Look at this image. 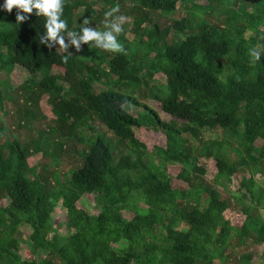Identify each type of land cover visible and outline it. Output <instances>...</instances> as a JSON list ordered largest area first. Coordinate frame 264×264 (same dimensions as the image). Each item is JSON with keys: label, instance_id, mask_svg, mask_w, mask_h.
Segmentation results:
<instances>
[{"label": "trees", "instance_id": "trees-1", "mask_svg": "<svg viewBox=\"0 0 264 264\" xmlns=\"http://www.w3.org/2000/svg\"><path fill=\"white\" fill-rule=\"evenodd\" d=\"M98 1L104 13L106 4L130 2L117 36L126 54L100 49L95 40L72 52L73 40L91 30L97 0H61L58 21L67 27L56 40L48 38L49 17L38 9L22 13L26 20L18 22V9L0 7V71L19 68L30 76L21 85L7 77L0 87V200H8L0 206V264H230L242 246L264 248V180L256 186L264 177V0ZM179 3L185 13L161 29L155 13L169 15ZM77 17L81 31L74 26ZM94 28L104 32L103 24ZM254 47L261 50L255 64L249 55ZM54 63L67 75L54 74ZM157 74L164 85L155 83ZM43 95L50 120L37 139L24 142V117L34 122L32 104ZM160 110L176 120L162 119ZM13 117L16 129L9 127ZM96 120L113 140L95 130ZM144 125L165 133L166 144L152 151L180 164V173L145 158L150 151L136 131ZM77 141L84 147L73 154L82 163L60 190L49 188L48 175L29 157L46 144L57 167L64 145ZM202 160L216 161L213 182ZM238 175L233 202L216 185ZM84 197L100 209L79 206ZM57 206L66 214L59 224ZM234 212L242 217L240 226ZM22 233L31 242L30 255L20 252Z\"/></svg>", "mask_w": 264, "mask_h": 264}, {"label": "rangeland", "instance_id": "rangeland-1", "mask_svg": "<svg viewBox=\"0 0 264 264\" xmlns=\"http://www.w3.org/2000/svg\"><path fill=\"white\" fill-rule=\"evenodd\" d=\"M96 1V0H95ZM199 2L202 3L201 0H199ZM103 3H101L100 1L97 0V3L94 6V13H93V18L91 19V21L93 23H91L93 25H91V30L93 31H97L94 27L95 24H99L100 28L102 27V24L104 25V32L105 31H111V25L113 23H118L117 17L119 15H124L127 17V12L129 11V8L131 6L130 2H124L123 6L121 8H119V14L118 12H113L111 15L106 16L104 12H102L104 10V7L102 6ZM111 8H113V5L110 4H106L105 5V11L108 12ZM101 12V14H100ZM184 7L182 4H178V7L176 9L175 12H171L169 15H160L159 12L155 13V16L160 28L163 29L166 26H172L175 22V20L180 19L181 15L184 14ZM100 14V15H99ZM99 15V16H98ZM118 15V16H117ZM204 15V14H203ZM97 22V23H94ZM100 22V23H99ZM130 23V22H129ZM127 24V22L125 23ZM130 25V24H129ZM74 26L76 27V29H78V31L83 30L82 29V22L79 21V17H77V21L74 22ZM131 27V25H130ZM129 29V28H128ZM114 34V33H113ZM175 33L171 32L167 38L168 40H171L174 37ZM129 38H133V34L129 33L128 34ZM146 36V35H145ZM247 36L249 38V40L251 42H255L256 41V37L255 35L251 34L250 32H247ZM77 42H79V47L81 44H84L86 46L87 49H89L91 47V45H93L92 40L88 41V42H84L82 40H76ZM72 52H77V48L76 45L72 42ZM133 48H136V46H133ZM52 72L54 74H58L60 77L61 76H65L67 75V70L66 68L58 63H54L53 67H52ZM7 77H11V81L14 85L17 84H23L27 81V79L30 77L29 73H27L25 70L23 71L22 69L16 68L13 70V72H11L10 74H7L5 71H0V87L3 85L5 79ZM159 85H164L165 81L163 79V77L160 74H157L155 76L154 79ZM60 83H64L65 88L68 87L67 82H64V80L62 78L59 79ZM154 82V81H152ZM98 83V82H97ZM96 83V87L99 86L100 88V84ZM140 91V90H138ZM71 94H68V96H70ZM26 94H24V103L26 102ZM48 95H43L41 97V99L38 101L37 104H32L33 110H35V120L32 123V121L28 122L26 116L24 117V132H23V137H24V142L28 141V138L30 137H34V139H37V132H39L43 127H45L46 125V120H50V110H51V105H50V101L48 100ZM19 100L20 103L23 102L22 98H18L16 97V100ZM150 105H152V102H148ZM30 104V103H29ZM153 106H155L153 104ZM10 110L12 111V113L16 112V107L12 106L10 108ZM132 113H137V109L136 108H131ZM2 112H0V120L3 119V116L1 115ZM160 117L166 121L169 120H176L174 117H171L170 115L162 112L161 110L159 111ZM180 124L183 125L181 120ZM10 129H16L17 128V124L15 122V119L13 117L11 123ZM35 128V129H34ZM95 130L98 131L99 133H103L106 132L105 134H107L109 136V138L111 140H113V136L112 134L107 130L106 125L103 124V122H101L100 120H96L95 122ZM137 131V135L138 137L143 140L146 145L148 150L150 151V153L148 154V156H146L145 158L148 159V161L151 164H154L155 162L157 163H162V168H166L167 171H169L171 174L173 175H177L178 173L181 172L182 170V166L178 163H170V162H164L160 159V156L157 155L154 151H152L155 146L161 145L164 146L166 144V135L163 131L160 130H156L153 127H147L146 125L144 126H140L136 128ZM85 132L87 133H91L88 130H86ZM205 135H208L209 132H204ZM218 134H213V136H217ZM62 140H58V142H61ZM63 141H65V139H63ZM264 141L260 140V144H263ZM84 147V146H83ZM82 147V149H83ZM65 150H67V152L63 155H61V158H56L58 160V162L60 163L59 166L55 167V159L54 156L52 155V153L54 152L53 148H49L46 144H42L41 150L42 152L40 153H35L29 157V164L30 165H39L40 169L42 172H45L46 175H48L49 180L51 182V184L49 185V188H56L57 190L61 189L63 185L67 184L68 179L71 177L72 174V169L76 168L77 166L80 165V163H82V159L79 155H75L73 154L75 149H81V144H78V141L76 143L72 142L69 145H64ZM31 149L33 150L34 147L31 146ZM81 149V150H82ZM49 151V152H48ZM51 151V152H50ZM152 151V152H151ZM202 163H207V168L209 169V174H208V181L209 182H213V178L216 174V172L218 171V167L216 164L215 160H211V161H207L205 162L204 160H202ZM56 170V171H54ZM242 177L241 176H236L234 181L230 184L227 185H223L222 183L217 184L216 186H218V189L221 191L223 197H229L232 199L233 202H235V191L241 181ZM264 180V177L262 176H258L257 177V185H259L260 183H262ZM178 184H182V185H186V182H183L181 180L176 179V185ZM79 206L84 207V208H95L96 210L100 209V206L96 203H94L93 201H91L90 198L84 197L82 198L79 202H78ZM8 205V200L5 197H2L0 200V206L1 207H5ZM142 210L146 211L147 210V205L142 204L141 205ZM128 216L132 217L134 214L131 213L130 211H126L125 212ZM264 214V211H263ZM233 215H235L233 217V223L235 225L240 226V224L242 223V217L240 216L239 212H234ZM66 214L63 210L62 207L57 206L56 210H55V219L54 222L59 224L60 222H62L63 220H65ZM237 217V218H236ZM23 229V228H22ZM61 232H66L65 227L61 228ZM20 252L21 254L24 256L25 254L30 255V244L31 242L28 240L27 237H23V233L20 236ZM263 251L264 248L261 245H257V244H253L250 243L247 246H242L238 249H236V251L234 252L231 260L229 261L230 264H260L262 262V257H263ZM247 255H249L247 257Z\"/></svg>", "mask_w": 264, "mask_h": 264}, {"label": "clouds", "instance_id": "clouds-1", "mask_svg": "<svg viewBox=\"0 0 264 264\" xmlns=\"http://www.w3.org/2000/svg\"><path fill=\"white\" fill-rule=\"evenodd\" d=\"M61 4V0H4L2 7L4 10L11 12L15 7L18 9L16 20L18 22H23L26 20V17L22 14L27 12L31 14L32 9H38V15L44 13L49 17V21L46 25L48 29V38L51 40H56L59 32L64 30L67 27L66 21H58V9ZM113 12H119V6L111 8L108 12L105 13L106 16L111 15ZM118 23H113L111 25V31H105L103 33L99 31H93L88 28L83 30V35L80 37V40L88 42L90 40L96 41V46L108 52H113L117 54H126L124 46L117 40V36L124 31L123 25L128 21V18L124 15H119L117 17ZM84 23H88V20L85 19ZM115 33V35L113 34ZM62 48H67V45L64 44L63 38L60 37L58 41ZM73 43L76 45L77 51H79V42L75 39ZM95 46V47H96ZM249 55L252 58V63L259 61L261 58V50L257 48L249 49ZM64 61L67 62V57H63Z\"/></svg>", "mask_w": 264, "mask_h": 264}]
</instances>
